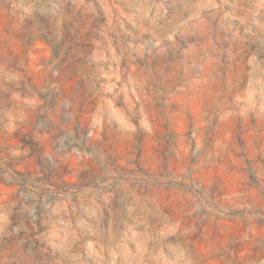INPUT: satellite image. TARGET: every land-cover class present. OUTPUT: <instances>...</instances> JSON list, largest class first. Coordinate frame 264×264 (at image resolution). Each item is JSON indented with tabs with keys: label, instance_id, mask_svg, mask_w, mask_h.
Here are the masks:
<instances>
[{
	"label": "rangeland",
	"instance_id": "rangeland-1",
	"mask_svg": "<svg viewBox=\"0 0 264 264\" xmlns=\"http://www.w3.org/2000/svg\"><path fill=\"white\" fill-rule=\"evenodd\" d=\"M7 1L0 264H264V0Z\"/></svg>",
	"mask_w": 264,
	"mask_h": 264
},
{
	"label": "trees",
	"instance_id": "trees-1",
	"mask_svg": "<svg viewBox=\"0 0 264 264\" xmlns=\"http://www.w3.org/2000/svg\"><path fill=\"white\" fill-rule=\"evenodd\" d=\"M61 1H59V3ZM64 1H65V4H63L64 7H66V8L70 7L72 0H64ZM83 1L85 3L90 2L93 5V7L95 8V15L93 17L94 19L91 22V26H92L95 23V21L100 20L101 9L99 8L96 0H83ZM51 2H52L51 0H41L40 2L38 0H33V4L37 7V9L35 11V15L38 17L48 16L49 15L48 8L52 5ZM59 3H55V5H53V6L59 5ZM9 4H10V2L7 0H0V10H1V8H4V10L6 11V17L7 18L12 19L13 18V15H12L13 12L15 14L23 13L22 10L18 7L10 8ZM74 22L75 21L66 22L65 20H62L61 27L63 29V33H64L65 37H69L70 35H72L71 32H72V28H73L72 26L74 25ZM78 23H79V21H78ZM54 26H55V21H54V23H51V25H49L48 27L47 26L46 27L45 26L37 27L36 33L34 34V38L37 37V38H41L44 41H46L47 44L52 48L53 54L57 55L58 50H57V46L55 45L57 42H56V38L52 35L53 34L52 28ZM32 34H33L32 32L29 33V35H32ZM73 34H74L73 37H75V38H73V40H77L81 37H90L93 34V32H92L91 28H88L87 31L84 34H82L81 36L78 35L76 30L73 31ZM60 46H62L61 42L58 44V47H60ZM74 46H76V47L77 46L89 47V44L84 43V42H76L75 41L72 47H74ZM70 49H71L70 47H67L66 53H68L70 51Z\"/></svg>",
	"mask_w": 264,
	"mask_h": 264
}]
</instances>
